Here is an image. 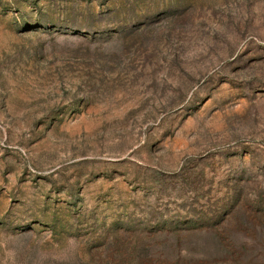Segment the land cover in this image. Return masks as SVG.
Wrapping results in <instances>:
<instances>
[{"label":"rangeland","instance_id":"1","mask_svg":"<svg viewBox=\"0 0 264 264\" xmlns=\"http://www.w3.org/2000/svg\"><path fill=\"white\" fill-rule=\"evenodd\" d=\"M0 264H264V0H0Z\"/></svg>","mask_w":264,"mask_h":264}]
</instances>
